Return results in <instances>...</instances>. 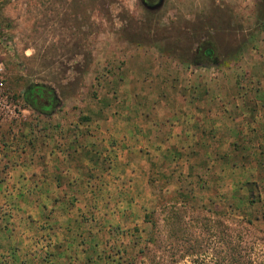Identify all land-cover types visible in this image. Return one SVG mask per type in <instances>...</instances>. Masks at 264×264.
Instances as JSON below:
<instances>
[{
	"label": "rangeland",
	"instance_id": "obj_1",
	"mask_svg": "<svg viewBox=\"0 0 264 264\" xmlns=\"http://www.w3.org/2000/svg\"><path fill=\"white\" fill-rule=\"evenodd\" d=\"M155 2L148 8L140 0H0V76L8 99L25 115L0 124L30 118L34 111L24 104L23 91L33 83L54 89L58 105L51 114L73 124L106 122L107 110L118 108L119 96L134 91L141 79L148 81L143 91L150 94L137 100L140 113L155 107L151 95L158 81L165 87L184 85L179 90L193 94L264 89L262 82H243L264 76V0ZM248 8L253 16L246 14ZM203 45L212 50L208 58L196 56ZM199 78L205 81L198 83ZM171 151L157 162L143 147L141 159H135L140 175L132 165L112 180L93 181L88 175L84 185H76L87 188V195L78 190L73 196L71 231L54 232L44 219L37 236L21 237L25 222L15 219L13 243L0 238V264H141L150 256L176 258L190 248L171 236L174 227H164L157 211L179 203L186 210L202 205L240 215L251 222V239L262 237L264 165L253 163L251 171L232 174L229 161L215 162L206 149V156L195 155L204 176L192 179L182 173V149ZM184 223L191 227L189 241L197 240L211 261L217 248L212 236L199 232L203 221ZM147 241L153 249L145 255Z\"/></svg>",
	"mask_w": 264,
	"mask_h": 264
},
{
	"label": "crops",
	"instance_id": "obj_2",
	"mask_svg": "<svg viewBox=\"0 0 264 264\" xmlns=\"http://www.w3.org/2000/svg\"><path fill=\"white\" fill-rule=\"evenodd\" d=\"M235 10L241 13L239 8ZM246 14L253 16L249 8ZM261 24L263 27L264 19ZM208 80L221 81L218 77ZM252 81L264 85V76L243 82L250 85ZM146 82L136 81L134 91L119 96L120 106L107 110L108 114L105 111L108 120L102 124H73L71 118L35 112L23 123L0 124L3 243L12 244L17 236L15 219L25 222L26 231L22 229L18 235L21 237L37 236L44 219L54 232L71 231L76 205L73 196L78 190L87 195V188L76 185H84L88 175L93 181L104 176L115 179L131 165L140 175L142 167L135 159H141L143 147L150 148L157 162L170 149L177 152L181 148L182 173H189L192 179L198 174L204 176L197 171L200 163L195 155L206 156V149L215 162L225 165L229 161L232 174L251 171L253 163L264 165V89L237 92L235 87L216 95L205 89L193 94L186 88L179 90L184 85L169 83L165 87L158 81L155 97L151 95L155 107L140 113L137 100L150 94L143 91ZM188 151L192 156L187 158ZM222 173L216 174L218 179L223 178Z\"/></svg>",
	"mask_w": 264,
	"mask_h": 264
},
{
	"label": "trees",
	"instance_id": "obj_3",
	"mask_svg": "<svg viewBox=\"0 0 264 264\" xmlns=\"http://www.w3.org/2000/svg\"><path fill=\"white\" fill-rule=\"evenodd\" d=\"M24 104L37 114L48 116L58 105L56 93L53 88L44 84H30L23 91ZM182 203L178 206L174 204L163 205L158 211L164 227L172 228L171 236L179 238V241L185 249L183 255L167 260L155 258L154 256L142 258L141 264H264V232L258 240L251 239V222L242 216L229 215L226 212H210L202 205L199 209L189 207L186 210ZM154 213V212H153ZM201 215V216H199ZM146 218V217H145ZM144 218V220H146ZM202 220L199 232L206 236H212L213 244L217 248V255L207 261L205 258V249L195 242L189 241V231L191 227L183 224L184 220ZM146 222V221H144ZM183 224L184 226H180ZM154 228L151 223L150 230ZM183 234H186L185 238ZM153 249V244L145 242L143 251L148 253Z\"/></svg>",
	"mask_w": 264,
	"mask_h": 264
},
{
	"label": "built area",
	"instance_id": "obj_4",
	"mask_svg": "<svg viewBox=\"0 0 264 264\" xmlns=\"http://www.w3.org/2000/svg\"><path fill=\"white\" fill-rule=\"evenodd\" d=\"M3 86V79L0 76V123L4 121L24 120L23 109L12 104L5 94Z\"/></svg>",
	"mask_w": 264,
	"mask_h": 264
},
{
	"label": "flooded vegetation",
	"instance_id": "obj_5",
	"mask_svg": "<svg viewBox=\"0 0 264 264\" xmlns=\"http://www.w3.org/2000/svg\"><path fill=\"white\" fill-rule=\"evenodd\" d=\"M141 3L148 7V8H151L152 6L155 5V1L156 0H140ZM206 45H203L201 47H199L196 51V56L200 57V58H208L211 56L212 54V50L209 49L208 47H205Z\"/></svg>",
	"mask_w": 264,
	"mask_h": 264
}]
</instances>
